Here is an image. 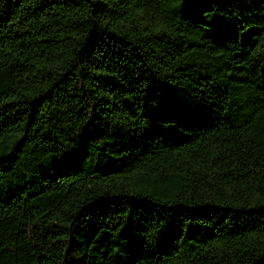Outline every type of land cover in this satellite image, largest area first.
Here are the masks:
<instances>
[{
	"label": "trees",
	"instance_id": "1",
	"mask_svg": "<svg viewBox=\"0 0 264 264\" xmlns=\"http://www.w3.org/2000/svg\"><path fill=\"white\" fill-rule=\"evenodd\" d=\"M0 264H264V0H0Z\"/></svg>",
	"mask_w": 264,
	"mask_h": 264
}]
</instances>
